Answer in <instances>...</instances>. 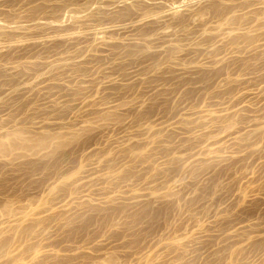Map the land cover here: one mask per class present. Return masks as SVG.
I'll return each instance as SVG.
<instances>
[{"label": "rangeland", "instance_id": "obj_1", "mask_svg": "<svg viewBox=\"0 0 264 264\" xmlns=\"http://www.w3.org/2000/svg\"><path fill=\"white\" fill-rule=\"evenodd\" d=\"M4 143L0 264H264V0H0Z\"/></svg>", "mask_w": 264, "mask_h": 264}, {"label": "bare ground", "instance_id": "obj_2", "mask_svg": "<svg viewBox=\"0 0 264 264\" xmlns=\"http://www.w3.org/2000/svg\"><path fill=\"white\" fill-rule=\"evenodd\" d=\"M102 32V31H101ZM102 36V35H101ZM100 37V36H99ZM103 39V38H102ZM16 136H18L19 138H21L22 143L26 146V147H34V146H40V145H45L48 142V139H38L37 141H32L31 139L24 137V135L22 134V132L18 131V133L16 134ZM17 137V138H18ZM125 139V138H124ZM20 140V139H19ZM8 145H6L4 143V145H0V149L5 150V148H7ZM18 214V213H17ZM21 215V214H19ZM18 216V215H17ZM12 218V217H11Z\"/></svg>", "mask_w": 264, "mask_h": 264}]
</instances>
